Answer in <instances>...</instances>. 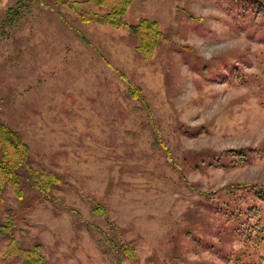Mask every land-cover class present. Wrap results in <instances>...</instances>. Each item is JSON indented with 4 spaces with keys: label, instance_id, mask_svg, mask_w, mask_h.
Here are the masks:
<instances>
[{
    "label": "rangeland",
    "instance_id": "374dc122",
    "mask_svg": "<svg viewBox=\"0 0 264 264\" xmlns=\"http://www.w3.org/2000/svg\"><path fill=\"white\" fill-rule=\"evenodd\" d=\"M125 21L0 0V123L59 178L41 193L24 167L22 199L0 173L22 248L0 234V264H264V0H132Z\"/></svg>",
    "mask_w": 264,
    "mask_h": 264
},
{
    "label": "trees",
    "instance_id": "16d2710c",
    "mask_svg": "<svg viewBox=\"0 0 264 264\" xmlns=\"http://www.w3.org/2000/svg\"><path fill=\"white\" fill-rule=\"evenodd\" d=\"M112 0H53L56 6L68 7L70 10L74 11L76 15L82 22H98L104 25H111L115 28H121L126 26L125 15L127 14L128 8L132 3V0H115L117 3L112 2L113 4H109ZM97 4L99 6H105L107 3L108 12L103 15H96L92 13H88L84 10V6L90 4ZM22 9L23 5L18 3L17 8H10L8 10V24H15L19 19L22 18ZM132 33L138 36L145 45L144 35H151L152 42H154V46H157L161 41L166 38L158 29V24L155 21H150L147 19H142L139 24L136 26H129ZM147 32V34H146ZM154 33V37L153 34ZM150 33V34H149ZM159 38V40H157ZM161 40V41H160ZM160 41V42H159ZM132 96H138V91L131 90ZM10 149L14 150V154L18 156L16 160L12 158ZM29 148L24 143L21 135L12 130L5 123H0V173L4 176V181L6 183L13 184L15 187V192L19 198H24V194L20 189V183L17 180L18 171L27 167L28 172L26 173L29 181V186L36 188L41 193H44V189L53 187L58 184L59 178L52 173L46 171H38L31 167H28L29 160ZM0 185V204L4 202L3 190L6 183ZM261 197H263L264 193H259ZM15 227V216L10 214L7 218L5 224L0 223V234L3 236L11 237V249H18L22 251L21 246L17 242V240L12 235V230ZM130 252L128 248L125 249ZM129 257H132L133 254L127 253Z\"/></svg>",
    "mask_w": 264,
    "mask_h": 264
},
{
    "label": "clouds",
    "instance_id": "9594fccd",
    "mask_svg": "<svg viewBox=\"0 0 264 264\" xmlns=\"http://www.w3.org/2000/svg\"><path fill=\"white\" fill-rule=\"evenodd\" d=\"M240 39L225 40L220 43L205 44V51L201 53V58L204 61H212L215 57L224 55L227 52L233 50L239 44Z\"/></svg>",
    "mask_w": 264,
    "mask_h": 264
}]
</instances>
